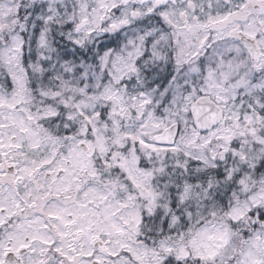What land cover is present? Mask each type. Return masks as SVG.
<instances>
[{
  "label": "snow or ice",
  "instance_id": "6c2138e0",
  "mask_svg": "<svg viewBox=\"0 0 264 264\" xmlns=\"http://www.w3.org/2000/svg\"><path fill=\"white\" fill-rule=\"evenodd\" d=\"M0 264H264V0H0Z\"/></svg>",
  "mask_w": 264,
  "mask_h": 264
}]
</instances>
